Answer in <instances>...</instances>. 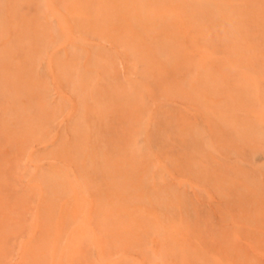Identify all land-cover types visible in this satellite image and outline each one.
<instances>
[{
	"label": "rangeland",
	"instance_id": "rangeland-1",
	"mask_svg": "<svg viewBox=\"0 0 264 264\" xmlns=\"http://www.w3.org/2000/svg\"><path fill=\"white\" fill-rule=\"evenodd\" d=\"M115 1L120 3L69 0L79 19L82 13L87 16L88 31L80 32L83 36L76 38L78 31L72 35L63 27L60 40L55 41L54 49L62 40L74 41L67 64L70 73L64 74L54 70V63L61 54L54 52L50 58L49 50L42 52L46 25L55 15L60 19L55 0H40L41 12L36 6L37 0H0L1 59L10 58L11 51L13 55L21 52L19 37L13 34L14 16L19 11L24 14L22 21H27L26 25L34 32L25 43L26 49L43 60L47 73L48 85H41L44 86L41 96H36L46 106L42 112L46 119L42 126L44 134L39 137L40 132L36 131L29 139L23 137L21 140L19 135L13 136V151L11 155H3L5 165L2 166L6 174L2 190L12 189L17 195L18 190L29 183V190L28 186L24 189L28 193L25 197L27 207L37 205L41 194H45L41 211L25 212L27 208L23 205L13 212L21 211L23 216H28L26 237L31 239V246L35 243L33 238L44 237L40 264H59L62 260L59 259L60 250L52 251L50 243L51 234L56 235L60 243L63 238V245L67 241L69 226L64 225L63 214L69 213L71 203L64 206L61 195L66 193V188L72 189L77 182H84L76 179L78 168L71 160L74 146L67 141L72 137L70 127L74 125L78 126L77 132L83 139L90 138L92 145L100 146L95 150L99 155H106L104 158L108 161L117 157L120 147L129 143L133 150L123 153L128 160L124 170L137 186L130 187L131 196L127 203L124 200L129 208V211L125 210V218H118L117 224L115 220L111 223L116 224L114 228L111 226L110 232L118 234L117 244L106 249L103 260L92 251L89 262L75 264H264V149L250 147L248 142L250 137L262 135L260 129L256 134V129L243 128L236 118H231L237 108L250 119L262 110L258 103L264 100V33L260 25L255 26L253 22L251 30L248 28L247 33H240V38L235 27L237 17L232 15L227 4L230 0H157L151 8L153 15L147 9L151 0H142L141 7L137 0ZM260 2V7L264 6V0ZM169 3H172V13L167 9ZM101 5L107 7L108 13L100 11ZM253 11L254 19L263 22L258 8L254 7ZM126 21H130L128 27ZM150 24L154 26L156 36L152 42L145 40L139 32L140 27L150 28ZM190 25L195 29L193 33L187 28ZM54 26L57 28L58 25ZM196 39L225 49L218 58L225 66L234 60L233 65L239 63L235 86L223 91L211 79L209 85L202 78L194 80L197 73L183 78L181 67L175 65L177 55L174 54L181 52L189 64L192 59L198 60L192 56L198 46ZM83 42L87 44L84 49L78 48ZM131 45L140 49V59L145 62L139 72L130 66L133 64ZM241 68L250 72L254 84L252 78L250 84L245 83ZM151 69L160 76L163 85H154L156 78ZM66 77H74L76 85L68 84ZM118 78H130L132 85H116ZM9 83L1 85L4 88V93L0 94L2 119L5 118L2 105L11 101L18 106L21 97L31 100L29 93L19 91L17 104L13 103L7 89L11 90L14 85ZM30 86L38 88L40 85ZM109 91L118 98H109L110 95L105 94ZM180 92L193 94L201 103ZM123 94L129 97L123 99ZM220 95L235 102V109L225 107L224 102L219 101ZM137 97L145 98L143 112L137 110ZM97 106L108 107L106 119L99 120L94 115ZM56 134L62 138L60 144L49 141L58 136ZM27 146L32 149L30 152L26 150ZM56 152H59L58 158L52 157ZM102 159L95 156L85 169L98 181L104 179V171L102 167L95 171L93 166ZM140 161L138 174L134 175L131 166ZM37 163L44 166L43 172L37 169ZM7 166L8 170L5 169ZM43 175L46 176L44 180ZM57 193L61 194L60 199H56ZM9 196L2 191L0 200ZM29 196L32 201L28 200ZM88 199L80 203L88 204ZM49 205L54 213H50ZM140 205L145 209L141 215L134 212ZM83 218L81 215L79 219L82 220H76V241L79 239L80 242L85 241L89 230L88 225H83L86 221ZM122 225L127 229L125 234L119 232ZM21 234L15 229L9 231L7 244L10 248H19L24 238ZM97 234H101L100 230ZM20 260L19 255L13 254L9 262L21 264ZM65 263L69 264L68 259Z\"/></svg>",
	"mask_w": 264,
	"mask_h": 264
},
{
	"label": "bare ground",
	"instance_id": "bare-ground-1",
	"mask_svg": "<svg viewBox=\"0 0 264 264\" xmlns=\"http://www.w3.org/2000/svg\"><path fill=\"white\" fill-rule=\"evenodd\" d=\"M137 1L138 3H140V7H141L142 0H137ZM159 1H162V0H159ZM260 1L262 0H230V2H227V4L229 5L228 7L233 11L231 12L232 15H235V18L237 17L238 21L235 27H236V30L238 31L237 33H239L240 38H242V36H240V33L242 32L247 33L248 28L249 30H251L250 26L253 22L255 26L256 24L258 26L260 25L261 30H262L261 32L264 33V18H263V22H260L254 19L255 18V11H253L254 7H257L258 11L260 12V16L264 17V6L260 7L259 4H262ZM55 2L57 3V6H58L60 19H58V17L55 15L54 20L52 17L51 18L52 22H48V24L46 25L45 31H44L45 40L42 44L43 46L42 52L44 53L49 50L50 58L52 54H54V52L57 55L61 54V56L58 57L57 63L56 62L54 63L55 65L54 70H55V73L62 72L65 74V72H69L68 71L69 65L67 64H68V58L71 57L72 55L71 53H73L74 41L62 40L60 42L61 45H59V47L55 46V49H54V45L57 42L56 40H60L63 27L68 31V33L72 35L78 34L76 33V31H78L79 35L76 36V38H79L80 35L83 36V34H80V32L88 31V27H87L88 20H87V16L84 13H82L79 19L76 8L70 6L69 0H57V1L55 0ZM114 2L116 4L120 3V1L118 2L115 0ZM221 3L223 4V1H221ZM75 4H76V1H75ZM144 4H147V3L144 2ZM155 4H157V0L148 1L147 9L149 10V12H151V15H153L154 13V11H151V8ZM36 6L38 8V11L41 12L40 0H37ZM101 6L102 8L100 7V11L102 13L104 12L108 13L107 7L106 6L104 7L103 5ZM162 6H165V5H162ZM80 8L84 9L83 7H80ZM172 8H173L172 3H169V5H167V9L169 10L168 11L169 13L170 12L172 13ZM66 10H68V12ZM23 15L24 14L20 13L19 11L16 13V15L14 16V20L16 21V23L14 24V29H13V34L19 37L18 41L19 43H21L20 44L21 52H18V54L14 52V55H13V52L11 51V53H9L10 58L3 60L1 59L2 55H1V47H0V94L2 95V93H4L3 92L4 88H2L1 85H6V82L9 81L10 82L9 85H14L11 90L7 89L8 91L7 93L9 94L10 99L13 100L12 101L13 103H16L15 100L17 99V97H19V91L24 94L29 93V96H31V100H28L27 99L28 97L27 98L21 97L20 99L18 98V103H19L18 106H14L15 104H12L10 101V103L2 105V108H1L2 114L5 118L3 119L0 118V193L3 191L4 195L8 194L10 196L1 197L2 200H0V262L11 264L9 260L13 258V254H15V255L20 256L21 264H40V262L43 260L44 247L42 243H43L44 237L42 238L41 236V238L40 237L33 238L35 243H33L34 245L31 246L30 244L31 239L29 237H26V232H27L28 224H29L28 216L26 217L23 216V214L20 213L21 211L19 213L17 212L13 213V212L16 210L15 208L21 207V206L23 207V205H24L23 208H27V211H25L26 209L24 210L25 212H31L32 209H37V211H41L43 209L42 203L43 202L45 203V200H46L45 194L44 193L41 194V198L38 200L37 205H29V207H27V204L25 205V202L27 201L25 197H27L28 193L25 192L24 189H27L25 187L28 186V190H29V183L27 184V186L25 184L24 187L21 188V190H18L17 195H15L12 189L11 190L6 189L7 191L2 190L3 189L2 186H4V183L6 182L4 181L6 174H4L2 171L4 170V167L2 166L5 165L3 162L4 161L3 155H6V156L11 155L13 151V150L11 151V149H13L12 144H14L12 142L13 136L14 138H16L17 135H19L18 138L20 140L23 137L25 138L27 137V139H29V136H32L33 133H36L37 131V132H40V135H39L40 137L41 135L44 134L42 126L44 124V120H46L44 119L45 118L44 113L42 115V112L44 111L46 106L44 107L38 101L36 96L38 94H39V98L41 96V93H42L41 90L44 89L43 88L44 86H41V85H48V81L46 79L47 73L45 72L43 60L41 61L40 59H37L38 56L36 57L35 55L28 53L26 49L25 43L27 42V40L31 39L34 32L30 31L29 26L26 25L27 21L26 22L22 21L21 18L23 17ZM83 17L85 18V21H83ZM141 19L142 18H139L138 21H141ZM54 24L58 25L57 28L54 26ZM126 25L128 27L130 25V21H126ZM244 25L247 27L245 28ZM149 26L150 28L145 26L143 29L140 27L139 32L144 37L145 40H149L152 42V40L156 38L155 30L152 24H150ZM187 28L189 31H191V33H193L195 30L192 25H190ZM239 28L241 29V31L239 30ZM127 29H130V28H127ZM98 34H102V33H98ZM199 42H202V40L201 39L195 40V43L198 44V46H197V50H193L192 56H194L193 58L195 59L201 60V63L200 62L198 63V60L192 59V61L189 64L185 58V55L182 56L181 52L178 54L176 53L174 54V55H177V58L175 59L176 60L175 65L178 67H181L183 71V78H185L187 75H192L193 73H197L198 75L194 77V80L202 78L203 82L206 85H209L210 84L209 80L211 79L213 82H216L217 86H221V89L223 91L228 90L229 87L235 86L237 84V79L235 77L236 72H240L239 63L237 62L233 65V63L235 62L234 60L232 64L225 66V64L222 63V61L218 60L219 54L224 52L225 49L222 50L223 48H221L220 46L216 44H212L208 42H202L200 44ZM85 45L87 44L83 42L82 45H78L77 47L78 48L80 47V49H84ZM131 52H132L131 60H133L132 62L133 64H130V66L133 65L135 71L139 72V69L145 63L144 60L142 61L140 59L141 51L140 49L137 50L136 46L131 45ZM63 54L65 55V57H62ZM38 55L41 56L40 52L38 53ZM249 55L250 54H246L247 58L249 57ZM208 56H210V58H208ZM249 58H251V56ZM253 62L254 60H252V63ZM240 64L242 65V63ZM153 66L154 65L152 64V69H153ZM187 67L189 68L186 70L185 68ZM152 69H151V74L156 78V83L154 85H157V86L163 85V81L160 79V76L157 75V73ZM241 70H242V76L245 78V83L250 84V79L252 78L253 84H254L255 80H254V77L250 74V72L248 71L245 72V70H243L242 68ZM160 72L162 73L163 71H160ZM132 81L133 80H130V78L120 79V80L118 78L115 81V84L116 85H132L131 83ZM242 81L244 82L243 79ZM67 82L70 85H76L74 77L73 78L68 77ZM30 85H40V86H38V88L34 87L35 88L34 89ZM180 93L182 95H186L187 98L193 99L194 102L201 103L197 99H195L194 95L191 93H187V92H180ZM105 94L109 96L110 91L105 92ZM123 96H124L123 99L129 97V95L125 96L124 94ZM110 97L113 99L118 98L117 95L116 96L110 95L109 98ZM36 100H37V105H39L38 107L36 105ZM136 100L138 101L137 110L140 112H143L144 106L142 103L145 102V98L142 99V97L141 98L137 97ZM221 100L222 102H224L222 104L225 107H232L233 109H235V106L237 105L232 100H228L226 96L223 97L222 95H220L219 101ZM258 103L261 104L262 110L260 109L258 112H256L254 119L245 117L242 114V111L240 110V108H237V107H236L237 109L231 113L232 114L231 118H234V119L236 118L239 124L244 125L243 128L256 129L254 131L256 134L261 133L260 135L262 136H253L252 138L250 137L248 142H249L250 147H253L256 149H259V148L264 149V134H263L264 133V100L263 101L260 100L258 101ZM99 107L100 106H97L96 108L97 114H94V115L99 117V120H104L106 119L108 115V107L107 106H101L100 108ZM24 110L25 112L22 113V111ZM75 114L76 113H74L73 116H75ZM229 121H234V120H229ZM70 128L72 129V131L70 130L72 133V137L70 136L69 140L67 141H70V144L72 143V146H74L73 148L74 151H73L71 160L74 164H76L78 168L75 176H76V179L83 180L84 182L82 181L83 184L77 182L75 184L76 186H74L72 189L66 188L65 190L66 193L65 194L63 193V195H61L60 193L56 194V199H60L62 196L61 200H63L64 206H67L68 204L71 203V209L69 213H67L66 216L65 214H63V218H66L64 220V225L66 226V228L67 226H69L67 230L66 244L64 245L62 244L63 238H60L61 239V243H60L56 235L54 236L53 234H51L52 238H50L52 251L58 252L60 250L59 259L61 258L62 260L60 261L59 264H67L68 262L65 263V260L67 259L69 261V264H75L76 262L77 263L78 262H81V263L89 262L90 257L92 256L94 251H96L97 253V258L99 257L100 259L103 260L105 257L104 254L106 253V249L108 247L111 248V246H114L115 243L118 241L117 239L118 234H116V232L111 234L110 231L118 223V218L120 220L122 218H125V210L129 211V208L126 207L127 204H125V202L128 200L127 198L131 196V193H129L128 191L130 190V187L131 188L137 187L133 185L131 181L132 179L129 180V174L128 172H125L124 170V168H126L125 167L126 164H128L127 162L128 160L124 156L123 153L129 150H133V147H131L129 143H127L126 145L124 144V146L120 147L118 151L119 155L113 159H109L108 161V159L104 158L106 157V155L104 156L103 154L100 153L102 155L101 156L97 152L100 149V146L96 147L97 145H92L90 138L83 139L82 135L77 132L78 126L76 127V125H74V126H71ZM258 129H260L259 133H257ZM60 139L62 138L59 137L58 135L55 137L53 136V138L52 139L50 138L49 141H51L53 144L54 143L60 144L61 143ZM41 148L42 149L45 148V144ZM95 148L96 149L99 148V149L95 150ZM26 150L28 151L30 150L28 149V146ZM58 154L59 152H56L55 155H53L52 157L58 158ZM95 156H98L100 158L103 157L100 163L93 166V169L95 171L97 168L100 169L99 167H102L104 171L102 173L104 179L100 181L97 180V177L93 173L90 174L91 171H88V172L85 171V169L89 167L88 163L91 162ZM19 160L21 161V159ZM30 160L32 161V159ZM140 163L141 161L131 166V171L133 172L134 175H136V173L138 174V171H139L138 169L141 166ZM37 164L38 165L36 166L39 167L37 169L40 171V173L43 172L42 167L44 166L41 167L39 166V163ZM21 167H24V165ZM5 169L8 170V166L5 167ZM39 171H36V173H39ZM57 173H58V170H57ZM45 175L41 176L42 179L46 177ZM134 175L130 177L133 178ZM243 180H245V178ZM17 182H18V179H17ZM17 184H19V182ZM59 194L61 196H59ZM29 198L30 196L28 197V200ZM86 198H89L88 199L89 203L85 205L81 204L80 201L85 202ZM51 205L53 207V203ZM51 205H49V208L48 207L47 208L50 209V213H54L55 210H52ZM144 211H145L144 207L140 205L137 208V210L134 212L137 214L139 213L141 215V214H144ZM81 215H84L83 219L86 220L83 223V225L89 226V230H87V233L85 235V241L83 242L82 240L80 242L79 239L76 241V234L78 233L76 220L80 222V220L82 219H79V216ZM113 220L116 221V224L114 226L111 224ZM123 225L122 227L119 228V232L125 234L126 232H124V230H127V229H125ZM111 226L113 227L111 228ZM12 229L20 231V234L23 233L21 235H24V238L21 240L20 245L18 246L19 248L17 247L10 248V246L7 244V238H9V231H11ZM98 230H100L101 234H97ZM63 234H64V230L61 233V237ZM47 242H49V239H47ZM23 256L25 257L24 259H23Z\"/></svg>",
	"mask_w": 264,
	"mask_h": 264
}]
</instances>
